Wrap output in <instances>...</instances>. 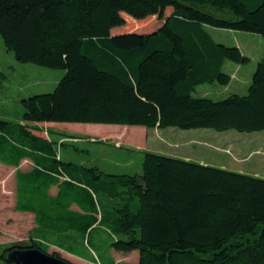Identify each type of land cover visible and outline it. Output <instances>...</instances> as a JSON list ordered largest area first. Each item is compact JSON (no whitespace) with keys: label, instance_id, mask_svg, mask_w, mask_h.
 I'll return each mask as SVG.
<instances>
[{"label":"trees","instance_id":"trees-1","mask_svg":"<svg viewBox=\"0 0 264 264\" xmlns=\"http://www.w3.org/2000/svg\"><path fill=\"white\" fill-rule=\"evenodd\" d=\"M210 27L264 36V0H0V36L15 58L66 71L53 92L22 98L18 121L0 117L15 208L35 221L30 240L4 248L1 261L18 246L54 245L100 264H116L111 250L137 252L138 264H264V178L152 151L141 173L109 174L63 161L59 145L68 143L52 136L85 137L51 129L48 138L32 125L264 131V56L246 95H192L228 85L227 60L249 61Z\"/></svg>","mask_w":264,"mask_h":264},{"label":"rangeland","instance_id":"rangeland-1","mask_svg":"<svg viewBox=\"0 0 264 264\" xmlns=\"http://www.w3.org/2000/svg\"><path fill=\"white\" fill-rule=\"evenodd\" d=\"M171 9V7H170ZM168 13V12H167ZM166 13V14H167ZM144 20V19H141ZM144 25H132L113 29V34L126 30L149 31ZM214 39L227 46L241 49L249 61L244 64L227 60L224 72L231 75L228 85L219 82L205 83L192 92L195 97H207L221 100L233 94L246 95L253 81V75L259 61L264 56V36L258 33L209 28ZM0 116L3 119L18 121L23 114L22 98L40 93L53 92L66 71L52 69L33 63L19 62L9 51L0 36ZM40 129V135L48 137L49 130L73 133L88 139H81L67 145H59V155L65 162H74L89 167L98 166L109 174H136L142 172L144 152L152 151L167 156L191 160L264 178V131L241 133L236 130L217 131L211 128L147 129L141 126L108 127L105 124L88 123H34ZM102 125L104 127L98 126ZM129 129V130H128ZM128 130V131H127ZM148 130V131H147ZM122 132L123 145L108 133ZM147 132V133H146ZM58 139L57 136H52ZM30 161H24L20 168L29 170ZM15 168L0 165V253L13 244H25L30 240L35 226L34 216L18 212L16 203ZM52 192H55L53 189ZM102 237H106L102 234ZM58 251L63 258L71 260L63 249L50 245L49 253ZM120 256L116 264L136 262L134 256ZM126 255L124 253H120ZM0 264H5L0 260ZM76 264V263H75Z\"/></svg>","mask_w":264,"mask_h":264},{"label":"water","instance_id":"water-1","mask_svg":"<svg viewBox=\"0 0 264 264\" xmlns=\"http://www.w3.org/2000/svg\"><path fill=\"white\" fill-rule=\"evenodd\" d=\"M6 261L9 264H75L38 248L19 246L8 251Z\"/></svg>","mask_w":264,"mask_h":264},{"label":"crops","instance_id":"crops-1","mask_svg":"<svg viewBox=\"0 0 264 264\" xmlns=\"http://www.w3.org/2000/svg\"><path fill=\"white\" fill-rule=\"evenodd\" d=\"M1 117V116H0ZM2 118V117H1ZM6 120V119H5ZM38 124V123H37ZM98 126H101V127H104V126H102V125H98ZM119 127V126H115V125H110V126H108V127ZM120 127H122L121 129H122V131H123V129L125 130V128H127V127H125V126H120ZM146 128V127H145ZM148 129V128H147ZM129 130V129H128ZM127 130V131H128ZM148 131V130H147ZM37 133H39V132H37ZM67 133V132H66ZM147 133V132H146ZM40 134V133H39ZM69 134H73V133H69ZM113 136V137H111V138H113V139H115V140H120L119 141V143H120V147L123 145V142H124V135H123V133L122 132H117V133H108L107 135H105V136ZM53 136H57V140H59L60 142H62L63 140L65 141V143H69V142H71V139H62L61 138V136L60 135H58V134H54ZM48 138H49V136H48ZM89 137H85V139H88ZM80 140V139H79ZM74 141H75V139H74ZM62 158V157H61ZM24 161H29V160H24ZM23 161V162H24ZM22 162V163H23ZM31 162V161H30ZM22 163H21V165H22ZM32 163V162H31ZM0 165L2 166L3 165V167H5V166H7V168H13V167H11V166H8V165H5V164H3V163H0ZM20 165V166H21ZM16 169V168H15ZM53 189H55V188H53ZM53 189H52V191H53ZM53 194H55L56 193V189H55V192H52ZM66 254H67V256L71 259V260H73L76 264H100L99 262H96V261H94V260H92V259H89V258H83V257H80V256H77V255H74V254H72V253H69V252H66V251H64ZM131 254H135V253H130V254H126V255H123V254H120L119 252H116V251H114V250H111V252H110V256L114 259V261H115V263H117V262H119V261H121V260H118L117 258L118 257H120V256H123V257H130L131 256ZM118 255H120V256H118ZM135 257V259H136V262L135 263H132V262H130V261H128L127 259H126V261L125 260H123V262H128V264H138V261H139V256H138V254H136V256H134Z\"/></svg>","mask_w":264,"mask_h":264}]
</instances>
